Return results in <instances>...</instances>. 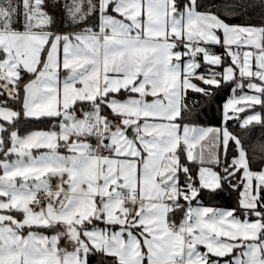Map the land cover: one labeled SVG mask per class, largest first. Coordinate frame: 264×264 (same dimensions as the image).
<instances>
[{"label": "snow or ice", "instance_id": "1", "mask_svg": "<svg viewBox=\"0 0 264 264\" xmlns=\"http://www.w3.org/2000/svg\"><path fill=\"white\" fill-rule=\"evenodd\" d=\"M216 7L0 0V264H264V141L228 125H264L238 115L264 108V0Z\"/></svg>", "mask_w": 264, "mask_h": 264}, {"label": "trees", "instance_id": "2", "mask_svg": "<svg viewBox=\"0 0 264 264\" xmlns=\"http://www.w3.org/2000/svg\"><path fill=\"white\" fill-rule=\"evenodd\" d=\"M215 2L219 5V7L213 8L212 10L216 12L221 18L228 19L225 14L224 4L232 3L234 0H215ZM250 15L255 16L256 14L253 13L251 10L249 12ZM231 23H241V22H258L255 19L249 21L248 17H239V18H232L229 20ZM213 51L215 53L221 54L223 49L219 46H212ZM232 87L234 85H225L220 89L216 90L214 93L213 100L210 104H206L203 113L200 117L199 123L202 126H220L221 119H222V108L223 103L226 100L227 96L229 95ZM247 88H245L246 90ZM9 107L13 108L14 110L19 111L20 105L17 103L9 102ZM249 110H257L264 118V108L257 105L254 109ZM230 131L238 134L244 140L246 146L249 149L250 155L254 148H258L259 144L264 141V125L260 124H253L249 126L247 129H242L239 127V123L237 120H231L228 122ZM51 127L49 121L41 120V121H24L21 120L19 123V128L21 134L26 133L27 131L32 130H48ZM205 203L210 204L211 206L222 207V208H233L236 206V201L233 196H229L227 193L221 194L215 200L207 201Z\"/></svg>", "mask_w": 264, "mask_h": 264}, {"label": "rangeland", "instance_id": "3", "mask_svg": "<svg viewBox=\"0 0 264 264\" xmlns=\"http://www.w3.org/2000/svg\"><path fill=\"white\" fill-rule=\"evenodd\" d=\"M250 94H252L251 93V91H250ZM233 96V93H232V91H230V93H229V95L227 96V98H226V100H225V102L230 98V97H232ZM224 102V103H225ZM223 103V104H224ZM254 112H258L257 110H249V111H246V114L245 113H243L242 115H240L241 116V119H243L244 117H246L247 115H251V114H253ZM69 250H71L70 248H69Z\"/></svg>", "mask_w": 264, "mask_h": 264}, {"label": "crops", "instance_id": "4", "mask_svg": "<svg viewBox=\"0 0 264 264\" xmlns=\"http://www.w3.org/2000/svg\"><path fill=\"white\" fill-rule=\"evenodd\" d=\"M218 54V53H217ZM243 93H248V94H250V90H248V89H244L243 90V92H241L240 90H237V93H236V95H240V94H243ZM225 102V101H224ZM246 111H249V110H246ZM246 111L244 112L245 114H246ZM240 115H242L243 113H239ZM238 114V115H239ZM239 115V116H240ZM241 117V116H240ZM238 123H239V121H238ZM209 127H215V126H209ZM129 136H133L134 135V133L131 131V130H129ZM40 151H43V150H40Z\"/></svg>", "mask_w": 264, "mask_h": 264}, {"label": "built area", "instance_id": "5", "mask_svg": "<svg viewBox=\"0 0 264 264\" xmlns=\"http://www.w3.org/2000/svg\"><path fill=\"white\" fill-rule=\"evenodd\" d=\"M49 130V129H48Z\"/></svg>", "mask_w": 264, "mask_h": 264}]
</instances>
